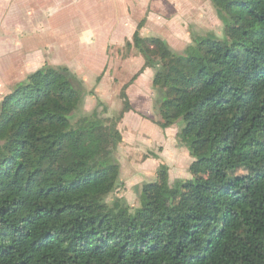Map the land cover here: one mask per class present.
Returning <instances> with one entry per match:
<instances>
[{"label": "trees", "instance_id": "trees-1", "mask_svg": "<svg viewBox=\"0 0 264 264\" xmlns=\"http://www.w3.org/2000/svg\"><path fill=\"white\" fill-rule=\"evenodd\" d=\"M223 24L182 51L132 45L155 70L157 124L177 128L189 177L162 163L119 195L118 124L67 66L45 64L0 101V264H264V0H211Z\"/></svg>", "mask_w": 264, "mask_h": 264}, {"label": "rangeland", "instance_id": "rangeland-1", "mask_svg": "<svg viewBox=\"0 0 264 264\" xmlns=\"http://www.w3.org/2000/svg\"><path fill=\"white\" fill-rule=\"evenodd\" d=\"M54 1H58V6L60 5L63 7V20L62 18H60L63 11L61 9H58L54 14L55 22L52 21L53 23L51 22L52 24H50L49 28L48 26L42 24L39 29L35 24V21L38 20L36 11L33 12L34 16L32 14V11L31 13H28L26 11L29 21H26L28 24L27 30L23 33L15 31V33L12 34L13 38L16 36V41L11 45L9 44V56L0 58V71L1 76L4 78V80H6L5 83L10 81V79L12 78L11 75L14 74L13 72H18V76H15L14 79L16 82L14 81L12 85L6 87V84H4V86H2V88L0 89V99L10 90L13 85L24 80L29 73L44 66L45 64L69 67L77 74V76L83 82L85 88L89 92L93 90L88 89V85L97 86L96 83L101 81L100 79L103 76H101L96 81V75L91 72L86 71L85 75L84 72L78 73L77 65L70 63L69 56L67 55V53H71V55H79L80 59L82 58L87 61L90 60V64L95 65V67H99L104 61V57L102 56L103 54H101L104 41L102 40L99 33H94L90 29L91 27L85 28V31L82 32L85 34L84 37H82V33L81 38L77 36L76 39L78 40V43L76 44L74 43L75 40L70 43L73 37L68 36V39L62 38L69 33L74 35L75 32L77 33L79 31L82 25L81 19L88 15L87 12L82 11V8L80 6H77L78 0H75L76 2L73 0H47L45 3H53ZM94 1L98 3L97 0ZM200 1L203 4V11L198 15H195L194 11L188 13L189 19L190 17H195L196 20L198 19L199 21H201V24L198 23L197 26H194L195 33L213 31L218 36H223V24L218 18L211 0ZM185 2L186 0H109L108 5H103V3L99 0V7H101V11H98V13L95 15V18H97L101 23L100 29L103 30L104 36L107 37L105 42L109 66L112 67V69H121V71L114 73V75L118 78V80H121L122 84L132 77V74L130 72H126L127 69H140V63L142 62L141 57L138 56V58L136 59L132 52L127 51L124 43L125 41L132 38V33L135 30L142 15L144 16V12L148 9V13H146L147 20L145 21L144 27L141 30L142 35H163L167 38H171V35H169L171 32V26L170 24H168L172 21V19H170L171 17H181L179 23L183 24L184 29L185 26L187 29L188 25L185 24V13H187L185 12ZM15 3L16 6H18L19 4L24 8L30 7V3L28 0H18V2ZM18 15H21L24 19V15L22 14V12H19ZM93 19L91 20V22L86 24H92ZM38 21L40 22V20ZM177 32L179 33L176 34V37L178 39H176V41H170L169 43L175 51L182 52L185 47L192 42L190 41L191 36L189 39L188 35L183 36L181 34V30H178ZM91 33H93L94 42H91L89 44L87 43L85 36H91ZM5 35H7L8 38L11 36L8 33ZM173 37L175 38V36ZM10 42L11 41L9 40V43ZM61 46L63 48H60ZM65 49L66 53H64L63 51ZM120 49L121 51H119ZM120 54H122V57L128 54L129 57L126 59H121L122 57H120ZM75 60L77 61V59ZM111 81L112 80H108L107 78L103 83L104 86L102 89H104L105 93L102 94V96L104 98H106V95L109 93L108 90L111 87ZM90 95H95L94 91L93 94H89L87 96ZM87 96L84 102V111L90 112L92 111L90 107L93 105H89L86 100ZM99 99L100 98L97 97L96 100L98 101ZM100 101L102 100L100 99ZM102 103L107 108L108 115H110L108 107L104 102ZM154 104L155 110H157L155 101ZM131 109L132 107H130L129 110ZM111 115L114 116L118 114ZM120 149L121 150L119 152L118 159L121 163V175L123 179L126 180L127 178V180L126 185L120 189L118 194L124 196L130 204L137 206L139 202L136 185H138L140 182H136L137 179L133 177V171H130L127 168H132V163L127 158V154L125 152L127 148H125L124 145V147H121ZM185 155V165L180 175L185 176L186 178L190 176L188 168L192 159H190L187 154ZM203 263L204 261L202 259L197 260V264Z\"/></svg>", "mask_w": 264, "mask_h": 264}, {"label": "crops", "instance_id": "crops-1", "mask_svg": "<svg viewBox=\"0 0 264 264\" xmlns=\"http://www.w3.org/2000/svg\"><path fill=\"white\" fill-rule=\"evenodd\" d=\"M30 3V7H23L18 4L16 6L15 2L18 0H0V58L9 56L10 48L9 44H13L16 41V36L13 38V33L15 31L23 33L27 30V22L28 21V13L32 14L36 11L38 15V20L35 21V24L40 29L42 24L50 27V24L55 22V12L58 9H61L62 20L64 19V10L62 6H58V1H54L53 3H45L47 0H28ZM75 1V0H73ZM81 1V2H78ZM77 6L82 8V11L87 12V16L81 19L82 25L79 31L73 34H67L62 38L68 39L69 37H73L70 41L72 43L75 40V44L78 43L76 39L77 36L81 38V33L85 31V28H90L94 33H99L102 40L104 41V45H102V56L104 57L103 63L99 67H95L89 63V61L80 59L79 55L67 53L69 56L70 63L77 65L78 70L77 72H91L96 75V81L103 76L100 82L96 83V85L90 86L88 85V89L93 90L95 95L87 96V102L91 106V110L95 107L97 102V97H99L102 102L109 109V114H121L125 107V102L122 96V92L125 91V94L128 98L130 106L132 107L131 110L125 111L123 114V118L119 124V129L123 136V141L119 144L118 150L120 152V148L124 147L127 148L125 150L127 154V158L132 163V168L127 167L130 171H133L136 182H142L144 180H149L153 178L157 172V169L162 163H165L169 166V172L172 177H179L185 178V176L180 175L182 169L185 165V154L192 159L189 154V151L182 146H179L177 142V128L174 126L168 128H161L157 122L159 119L158 111L155 110V98H156V91L153 86V78L155 74V70L151 67H145V58L142 54L138 51L136 47L133 45L129 48L127 43L130 41L133 43V37L135 32L138 29L139 24L147 20L146 13L147 10L144 12V16L142 15L141 19L139 20L135 30L132 33V38L130 40L125 41V46L127 51L132 52L134 57L137 59L138 56L141 57L142 62L140 63V69H127L126 72H130L132 77L126 82H121V80L114 75V73L121 71V69H112L109 66L108 55L106 50V38L104 36L103 30H101V23L95 18V15L98 11H101V7H99V0L98 3L94 0H78ZM103 5H108L109 0H100ZM76 2V1H75ZM212 3V2H211ZM32 5V8H31ZM213 5V4H212ZM16 6V7H14ZM22 7V8H21ZM31 8V9H30ZM27 11V12H26ZM194 11L195 15H198L200 12L203 11V4L200 0H186L185 2V24H187V29L183 27V24L179 23V17H169L172 19L170 24V34L171 38H167L163 35H159V37H163L162 39L167 42V44L171 47L170 41H176L178 39L176 34H179L177 31L181 30V34L184 36L188 35L189 39L191 36L190 41H192V34L194 31V26L197 24H201V21L198 19L196 20L195 17H190L189 19V12ZM19 12H22L24 15V19L21 15H18ZM191 15V14H190ZM34 16V14H33ZM26 18V19H25ZM58 18V19H60ZM94 18V19H93ZM92 21V24H86ZM27 21V22H26ZM53 21V22H52ZM52 22V23H51ZM144 27V24L142 28ZM140 29V34L141 30ZM87 30V29H86ZM91 32V31H90ZM10 34L11 36L8 38L5 34ZM84 33H82V37H84ZM142 35V34H141ZM144 37L149 36H157V35H142ZM175 36V38L173 37ZM87 43H93V33L91 36H85ZM9 40L11 41L9 43ZM62 43V42H61ZM113 43V42H112ZM73 45V44H72ZM66 47V46H64ZM187 47V46H186ZM185 47V48H186ZM60 48H63L62 46ZM172 48V47H171ZM173 49V48H172ZM174 50V49H173ZM66 53V49L63 50ZM121 51V49L119 50ZM9 52V53H8ZM128 52V53H129ZM122 57V54H120ZM129 55L122 57L121 59L128 58ZM144 60H143V59ZM77 59V61L75 60ZM35 71V70H34ZM12 74V78L7 83L6 80L1 76L0 71V89L4 84L6 87L12 85L15 81V76H18V72ZM108 78L111 81V87L109 88V93L106 95V98L102 96L104 94V81ZM16 82V81H15ZM5 87V88H6ZM95 87V90H94ZM103 98H102V97ZM3 97V96H2ZM1 97V99H2ZM0 99V101H1ZM157 109V107H156ZM157 111V112H156ZM133 158V160H132ZM132 160V161H131ZM193 160V159H192ZM192 162V161H191ZM190 162V163H191ZM125 180V179H124ZM127 180V178H126ZM125 180V183H126Z\"/></svg>", "mask_w": 264, "mask_h": 264}]
</instances>
